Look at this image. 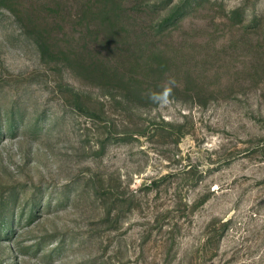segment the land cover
Masks as SVG:
<instances>
[{
	"label": "rangeland",
	"instance_id": "rangeland-1",
	"mask_svg": "<svg viewBox=\"0 0 264 264\" xmlns=\"http://www.w3.org/2000/svg\"><path fill=\"white\" fill-rule=\"evenodd\" d=\"M0 264H264V0H0Z\"/></svg>",
	"mask_w": 264,
	"mask_h": 264
},
{
	"label": "clouds",
	"instance_id": "clouds-1",
	"mask_svg": "<svg viewBox=\"0 0 264 264\" xmlns=\"http://www.w3.org/2000/svg\"><path fill=\"white\" fill-rule=\"evenodd\" d=\"M159 90L149 89L144 93V98L151 104L163 109L170 106L174 99V92L176 89L181 88L182 84L177 81L174 76H168L161 84L158 86Z\"/></svg>",
	"mask_w": 264,
	"mask_h": 264
}]
</instances>
